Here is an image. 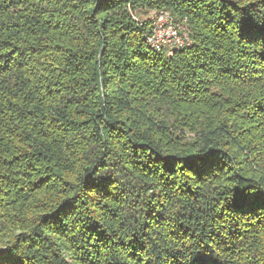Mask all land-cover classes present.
I'll return each instance as SVG.
<instances>
[{"label": "trees", "instance_id": "16d2710c", "mask_svg": "<svg viewBox=\"0 0 264 264\" xmlns=\"http://www.w3.org/2000/svg\"><path fill=\"white\" fill-rule=\"evenodd\" d=\"M67 256L264 264V0H0V264Z\"/></svg>", "mask_w": 264, "mask_h": 264}, {"label": "built area", "instance_id": "2783aa9c", "mask_svg": "<svg viewBox=\"0 0 264 264\" xmlns=\"http://www.w3.org/2000/svg\"><path fill=\"white\" fill-rule=\"evenodd\" d=\"M154 12L152 20L151 33L147 37V43L157 52H166L173 55L174 51L185 48L191 44L188 33L180 32L173 21L171 23L170 16L161 12Z\"/></svg>", "mask_w": 264, "mask_h": 264}, {"label": "rangeland", "instance_id": "374dc122", "mask_svg": "<svg viewBox=\"0 0 264 264\" xmlns=\"http://www.w3.org/2000/svg\"><path fill=\"white\" fill-rule=\"evenodd\" d=\"M157 11H159V12H161V11H163L164 12V14H168L169 16H170V21H171V23H172V21H173V23H174V25L177 27V28H179V30H180V32L182 33V35L184 34V33H188L189 34V36H190V39H191V41H192V28H191V26L189 25V21L186 19V18H176L173 14H172V12L170 11V10H168V9H166V8H163V9H159V10H154V11H150L148 14H146V15H144L143 13L141 14H138V13H135V15H136V18H137V20L139 21V23L140 24H142V25H144V21L145 20H149V22H151V26H152V20H151V17H152V15H153V13L154 12H157ZM158 12V13H159ZM174 53H175V51H174ZM168 54V53H167ZM172 56V55H171ZM183 135H185V137H186V139L185 140H189L190 138H192L193 136L192 135H190V133H188V132H184L183 133ZM67 261L68 262H70L69 264H73L72 263V261H71V259L67 256Z\"/></svg>", "mask_w": 264, "mask_h": 264}]
</instances>
